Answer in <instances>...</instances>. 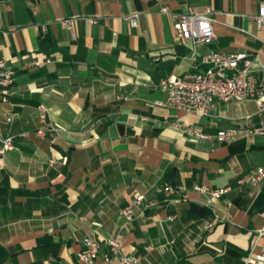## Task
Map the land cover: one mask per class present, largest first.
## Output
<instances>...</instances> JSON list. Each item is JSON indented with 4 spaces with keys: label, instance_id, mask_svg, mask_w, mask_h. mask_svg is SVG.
Returning a JSON list of instances; mask_svg holds the SVG:
<instances>
[{
    "label": "crops",
    "instance_id": "obj_1",
    "mask_svg": "<svg viewBox=\"0 0 264 264\" xmlns=\"http://www.w3.org/2000/svg\"><path fill=\"white\" fill-rule=\"evenodd\" d=\"M263 2L0 0V58L15 71L7 102L0 89V144L14 145L0 155V264H81L87 237L120 244L115 254L101 243L96 264H122L124 255L140 257L138 264H246L263 243L264 185L236 182L264 168V134L218 143L191 138L180 125L214 135L263 125L264 111L255 100L216 102L199 117L156 103L165 99L159 82L191 72L192 55L264 60V28L251 19ZM164 6L211 7L217 41L179 44ZM132 13L136 26L124 20ZM63 19L76 21L63 29ZM39 105L57 132L37 135ZM6 114H14L11 123ZM173 184L179 190L164 191ZM196 184L230 191L212 200L194 192ZM136 194L156 204L121 215Z\"/></svg>",
    "mask_w": 264,
    "mask_h": 264
},
{
    "label": "built area",
    "instance_id": "obj_2",
    "mask_svg": "<svg viewBox=\"0 0 264 264\" xmlns=\"http://www.w3.org/2000/svg\"><path fill=\"white\" fill-rule=\"evenodd\" d=\"M161 13L168 16L175 32L176 41L179 44H191L192 46H210L217 41V35L213 27V10L206 7L204 11L188 7L184 12H172L164 6ZM139 13H132L124 17V20L133 26L138 24ZM258 29L264 28V2L258 7L257 14L251 17ZM76 19H63L58 24L63 29H71ZM91 23H95L91 20ZM40 30L44 35L46 26ZM191 72L182 76H171L159 82L158 88L164 93L163 102L156 103L157 106L165 107L185 114H195L199 117H207L216 102H243L255 100L260 112L264 111V60L251 57L247 54H225L218 51H209L202 55H192ZM45 60V63H49ZM257 65L262 75L256 76L254 66ZM15 83V71L8 63L0 58V89L3 102H7L9 90ZM48 109L44 105L37 107L39 128L37 135L43 137L46 132H57V129L47 125ZM14 114H6L5 123H11ZM183 131L196 140H213L218 143H228L238 137L251 138L264 134V124L251 127L246 123L239 127L220 130L214 135L203 133L196 127L180 125ZM54 140H52V143ZM14 150L12 139L1 140L0 155ZM55 159H49V165L55 163ZM238 187H249L261 191L264 185V168L259 167L252 172L240 176L236 182ZM179 187L165 185L164 191L175 193ZM192 190L201 195L208 196L212 200L222 199L230 190L228 188L213 189L205 184H196ZM156 202L148 200L144 194H136L122 211L121 215L129 217L134 209L149 207ZM174 219L170 217L169 220ZM257 239L263 243L258 251L252 250L245 258L246 264H264V228L257 231ZM101 243L109 247L110 253L117 254L120 244L115 238L99 239L87 237L82 240V247L77 254L81 264H96ZM122 264H138V256H121ZM104 261H110V255L104 256Z\"/></svg>",
    "mask_w": 264,
    "mask_h": 264
},
{
    "label": "trees",
    "instance_id": "obj_3",
    "mask_svg": "<svg viewBox=\"0 0 264 264\" xmlns=\"http://www.w3.org/2000/svg\"><path fill=\"white\" fill-rule=\"evenodd\" d=\"M41 44L42 45H48L49 44V39L47 38V37H44L43 39H42V41H41ZM175 184H173V186H174ZM195 208V207H194Z\"/></svg>",
    "mask_w": 264,
    "mask_h": 264
}]
</instances>
